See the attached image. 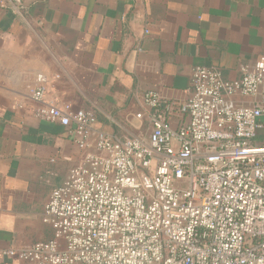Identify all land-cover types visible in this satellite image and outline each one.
<instances>
[{
    "label": "built area",
    "instance_id": "1",
    "mask_svg": "<svg viewBox=\"0 0 264 264\" xmlns=\"http://www.w3.org/2000/svg\"><path fill=\"white\" fill-rule=\"evenodd\" d=\"M238 73L196 66L184 99L143 92L134 128L147 133L124 138L38 84L34 116L64 127L82 155L45 204L52 238L0 254L22 264H264V55Z\"/></svg>",
    "mask_w": 264,
    "mask_h": 264
},
{
    "label": "crops",
    "instance_id": "2",
    "mask_svg": "<svg viewBox=\"0 0 264 264\" xmlns=\"http://www.w3.org/2000/svg\"><path fill=\"white\" fill-rule=\"evenodd\" d=\"M262 55L264 0H0V252L52 238L45 204L82 155L34 116L38 84L124 138L147 133L143 92L184 99L194 67L234 79Z\"/></svg>",
    "mask_w": 264,
    "mask_h": 264
}]
</instances>
